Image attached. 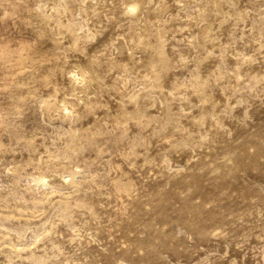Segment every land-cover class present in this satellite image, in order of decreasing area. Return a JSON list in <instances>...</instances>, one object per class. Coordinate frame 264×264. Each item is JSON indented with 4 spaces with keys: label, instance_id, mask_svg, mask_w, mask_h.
<instances>
[{
    "label": "rangeland",
    "instance_id": "1",
    "mask_svg": "<svg viewBox=\"0 0 264 264\" xmlns=\"http://www.w3.org/2000/svg\"><path fill=\"white\" fill-rule=\"evenodd\" d=\"M0 264H264V0H0Z\"/></svg>",
    "mask_w": 264,
    "mask_h": 264
},
{
    "label": "bare ground",
    "instance_id": "2",
    "mask_svg": "<svg viewBox=\"0 0 264 264\" xmlns=\"http://www.w3.org/2000/svg\"><path fill=\"white\" fill-rule=\"evenodd\" d=\"M44 181H45V179L43 178V177H41L40 179H39V182H43L44 183ZM46 182V181H45Z\"/></svg>",
    "mask_w": 264,
    "mask_h": 264
}]
</instances>
